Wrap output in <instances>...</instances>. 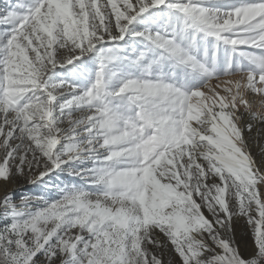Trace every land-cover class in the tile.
I'll return each instance as SVG.
<instances>
[{"label": "snow or ice", "instance_id": "snow-or-ice-1", "mask_svg": "<svg viewBox=\"0 0 264 264\" xmlns=\"http://www.w3.org/2000/svg\"><path fill=\"white\" fill-rule=\"evenodd\" d=\"M72 4L74 19L53 15L48 0H6L0 7V25L5 26L0 28V167L7 171L0 176V219L4 221L0 226V264H264V112L242 101L247 116L243 126L236 114L241 111L239 106L230 113L242 142L234 146L244 157L252 183L234 177L235 195L230 198L225 191L221 203L219 195L225 188V178L217 176L211 185L204 179L191 201H169L161 216L172 217L179 212L189 223L199 217L205 221L183 233L169 219L157 218L145 224L139 196L143 169L151 160L136 149L131 159L129 153L118 151L125 145L115 143L122 137L114 133L135 136L144 125L151 130L149 135L158 132L163 145L174 129L146 112L149 101L142 93L156 87L153 81L165 82V78H144L148 72V67H144L141 76H128L119 88L109 90L108 80L117 75L109 65L124 56L119 48L106 47L130 34L145 37L161 50V60L202 72L207 76L206 82L213 75L247 71L249 90L264 96V87L256 88L264 85V13L251 14L254 19L250 16V23L237 22L238 10L264 6V0L229 8H209L194 0H72ZM162 6L170 15L172 10L182 13L185 27L213 36L229 46L232 55L246 58L249 66L238 64L233 68L229 56L225 71L218 74L197 60L175 36L134 31V22L142 14ZM42 25H47L48 30ZM254 36L259 39H243ZM18 48H23L30 58L35 79L29 90L13 101L10 118L4 108L6 76L16 62ZM153 51L152 47L141 50L135 57H128L129 62L143 67L142 58ZM88 54L99 58L95 79L89 86L52 81L57 66L73 64ZM165 86L178 96L202 90L200 86L186 92L167 82ZM114 98L127 101L124 111L112 104ZM235 99L233 96V102ZM127 109H131L130 115ZM63 124L67 128L61 127ZM5 126L7 134L2 132ZM253 145L262 158H257ZM41 159L45 161L43 166ZM86 160L93 161L91 168L65 167L70 162ZM26 167L29 172L40 169L27 183H45L44 177L59 169L83 178L92 190L65 185L57 189L61 197L55 201L31 194L13 200L9 186L16 177L25 175ZM117 182L120 186L114 188ZM185 190L192 191L187 185ZM108 200L119 207H110ZM32 201L36 202L35 208ZM66 205L83 209V213L55 211ZM49 212L58 222L45 230L38 222L41 217L51 222L52 216L46 215ZM242 220L253 241V250L247 257L241 253L234 235L235 224ZM117 228L124 229L123 240L118 239ZM113 242L119 246L115 256L109 247Z\"/></svg>", "mask_w": 264, "mask_h": 264}, {"label": "rangeland", "instance_id": "rangeland-1", "mask_svg": "<svg viewBox=\"0 0 264 264\" xmlns=\"http://www.w3.org/2000/svg\"><path fill=\"white\" fill-rule=\"evenodd\" d=\"M5 2L6 0H0V7H3ZM12 2L15 3V0H12ZM194 2L209 8H229L246 2H255V0H194ZM48 4L53 15L73 18L72 0H48ZM253 13H264V6L254 5L243 11L238 10L237 22L250 23V16ZM251 18L254 19V16H251ZM3 27L5 26L0 25V28ZM42 28L45 31L48 30L47 25H42ZM134 31H151L153 33L159 31L162 34L175 36L181 45L189 49L197 60L209 68H214L218 74H222L225 71L229 56L232 57L233 68L238 64L249 66V61L246 58L232 55L230 47L222 42H217L213 36L191 27H185L183 14L177 10H172L170 15L169 10L163 6L160 9H150L134 22ZM245 31L251 32L252 29H245ZM243 39H259V37H244ZM106 47L119 48L124 56V59L114 61L113 64L109 65L117 73L116 76L108 80L107 87L109 90L119 88L122 80L128 76H141L144 67H148V72L144 78L155 80L156 77L163 76L167 83L175 84L182 90L188 88L186 92H190L196 87L201 86L207 80L206 74L202 72L193 70L187 66L175 65L168 60H161L159 58L161 50L152 45L150 41H147L145 37L130 34L117 44L109 42ZM149 47H152L154 51L149 52L147 56L142 58L143 67L129 62L128 57H135L139 51H147ZM153 60H156L157 63H153ZM15 61L9 67L6 76L7 87L5 91L7 97L4 108L10 118H12V110L14 109L13 101L19 98V94L26 93L35 79L34 66L23 48L17 49ZM98 64V56L88 54V56L82 57L80 61L73 64L64 65L63 67L57 66L53 70L51 79L53 82L66 80L79 84L82 87L89 86L95 79ZM215 77L217 76H212V78ZM165 82L162 80L153 81L152 83L156 87L147 89L142 93L149 101L146 105V112L154 119L162 122L165 127L173 125L174 122L172 120H175V118L179 119L180 126L174 129L173 134L164 141L163 145L159 142L158 132H152L149 135L151 130L144 125L140 126L135 136L129 135L128 137H124L123 133H114L122 137L120 140L115 141V143L125 145V147L117 150L129 153L130 159L134 156L133 149H136L142 153H146L148 159L151 160V163H148L143 169L141 177L142 191L139 196V205L143 211L144 223H152L157 218L161 220L169 219L183 233L193 226L198 227L205 223V221L203 217H199L189 223L186 216L179 212L172 217L161 216L160 213L167 208L169 201H191L193 192L198 187H202L204 179H207L208 184L211 185L215 182L217 176H221L225 178V188L221 189L219 195V200L223 203L225 191H227L230 198L235 195V189L233 188L234 177L239 176L247 183H252L253 178L249 173V169L243 166H246L242 161L244 159L238 156L235 159L227 155L210 156L206 154L200 156L201 158L197 157L194 143L187 132L188 120L190 119L192 122L191 116H194L189 108L188 99H190L191 94L187 96L188 103L185 110L179 111V105L177 104L180 103L181 96H178L173 89L166 87ZM126 103V100L120 98L112 100V104L118 106L122 111L125 110L124 105ZM33 111L35 110L33 109ZM126 111L128 115L131 114V109H127ZM61 127L67 128V124H63ZM2 132L3 134H7L8 126H5ZM36 139L39 140L42 137L37 136ZM130 141H135V143ZM24 142L27 144V139ZM37 156H39L38 152ZM44 163L45 161L41 159V166ZM92 166V160L80 162L79 165V167L86 168H91ZM0 170L5 172V175L7 174L4 167H0ZM1 171L0 176H4ZM39 171L40 169L34 168L33 171L29 172L26 167L25 175L23 177H16L14 181L16 186L11 189L13 200H18L25 194H31L45 196L49 201H55L61 197V193L57 189L63 188L65 185H79L85 187L86 190H92V186L87 185L83 178L73 176L69 172L60 171L59 169L44 177L45 183L30 184L26 182L29 177L37 175ZM237 184H239V181H237ZM185 185L192 191H186ZM119 186V182L113 185L114 188ZM92 199H96L95 194H93ZM31 203H33V207L35 208L36 202L32 201ZM106 203L112 208L119 207V204H113L111 200L106 201ZM55 211H67L69 215L73 212H77L78 214L83 213V209H76L73 205H66L65 209H57ZM2 215L3 210H0V216ZM46 215L54 217L53 212L46 213ZM121 220L127 222L124 217H121ZM57 222L55 217L51 222L41 217L38 226L49 230ZM3 223L4 221L0 219V226ZM121 231H124V229L121 228ZM234 235L241 253L247 257L253 250V241L246 222L242 220L235 224ZM109 247L115 256L119 246L113 242ZM157 252L159 253V250Z\"/></svg>", "mask_w": 264, "mask_h": 264}, {"label": "bare ground", "instance_id": "bare-ground-1", "mask_svg": "<svg viewBox=\"0 0 264 264\" xmlns=\"http://www.w3.org/2000/svg\"><path fill=\"white\" fill-rule=\"evenodd\" d=\"M248 85L249 79L247 71L227 73L210 78L205 85H201L202 90L197 89L191 93L190 99L187 96H181V101L178 99L180 102L177 104L179 105V111L185 110L188 99L190 111L194 115L191 116L192 122L190 119L188 120L187 132L194 143L197 157L208 154L210 156L227 155L234 159L238 156L244 159L241 153L236 151L234 146L236 144H242V142L238 140V134L232 123L230 113L236 112V107L239 106L241 111L236 114L240 117L238 122L243 126L247 116L243 112L244 104L242 101L249 102L254 109L264 112V96H256L255 93L249 90ZM261 87H264V85H256L257 90ZM187 89L183 91H187ZM233 96L236 98L235 102H233ZM172 121L174 123L170 127L177 129L180 126L179 119L175 118ZM253 150L256 152L258 159L262 158L257 146L253 145ZM242 161L245 163L244 160ZM79 165L80 161H76L70 162L65 167L78 168ZM243 166L248 169L247 165ZM1 172L5 176V172ZM15 186L16 184L14 183L9 187L12 189Z\"/></svg>", "mask_w": 264, "mask_h": 264}, {"label": "clouds", "instance_id": "clouds-1", "mask_svg": "<svg viewBox=\"0 0 264 264\" xmlns=\"http://www.w3.org/2000/svg\"><path fill=\"white\" fill-rule=\"evenodd\" d=\"M52 218H54V217H52ZM116 235H117L119 240H123L125 238L124 234H123V231H121V228H117L116 229Z\"/></svg>", "mask_w": 264, "mask_h": 264}]
</instances>
